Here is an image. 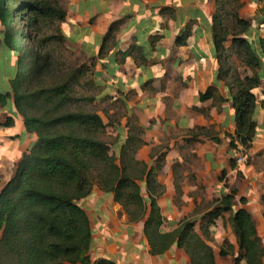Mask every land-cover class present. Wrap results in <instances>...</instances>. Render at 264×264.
Here are the masks:
<instances>
[{
	"label": "crops",
	"instance_id": "0c3cea01",
	"mask_svg": "<svg viewBox=\"0 0 264 264\" xmlns=\"http://www.w3.org/2000/svg\"><path fill=\"white\" fill-rule=\"evenodd\" d=\"M241 1L239 17L251 21V39L256 41L264 37L260 13L264 2ZM63 8L65 46L80 53L83 62L93 63V104L110 130V153L118 156L131 135L144 142L134 159L143 163L146 171L153 169L155 182L163 190L156 199L163 219L161 233L172 232L183 219L201 222L210 210L198 207L211 201L216 206L234 190L232 211L222 213L200 237L211 247L216 264H236L239 249L231 217L244 208L264 246V110H257L250 148L244 153L231 148L229 136L235 131V115L224 81L215 74L211 32L214 0H64ZM112 24V38L105 42ZM185 32V42L177 44V38ZM2 34L0 26L3 44ZM103 44L104 51L99 55ZM133 46L139 47L141 54L134 51L122 60L120 53ZM261 59L264 64V57ZM4 68L8 72L3 79L7 78L8 85L0 94L10 91L9 81L19 70L18 56L12 53ZM210 87L215 88L213 95L202 100ZM263 89L264 84L257 90L259 100H264ZM9 117L13 121L5 125ZM136 128L141 131L139 135ZM34 141L35 135L26 132L19 115L8 111V102L0 106V157L8 152L9 143L17 142L24 149L11 161L0 158V191ZM239 156L243 162L237 164ZM145 179L143 175L139 184L142 197L148 201ZM80 204L90 221L92 260L191 264L175 245L160 256L151 255L143 228L146 216L131 221L111 194L94 187ZM224 241L232 246L233 256L220 255Z\"/></svg>",
	"mask_w": 264,
	"mask_h": 264
},
{
	"label": "trees",
	"instance_id": "16d2710c",
	"mask_svg": "<svg viewBox=\"0 0 264 264\" xmlns=\"http://www.w3.org/2000/svg\"><path fill=\"white\" fill-rule=\"evenodd\" d=\"M63 4L64 0H0L2 42L18 56L19 69L9 81L10 91L0 94V106L12 99L26 132L35 135L14 176L0 191V264H115L105 258L92 260L89 255L90 221L80 202L94 187L111 194L131 221L146 216L143 228L151 255L160 256L175 245L191 264H216L211 247L195 233L193 220L183 219L172 232L161 233L163 219L156 199L163 190L155 182L153 169L146 171L134 159L144 142L131 135L118 156L110 153L112 143L103 138L106 125L90 107L94 96L78 94V89L94 90L93 63L69 66L61 57L65 49ZM214 4L215 74L224 81L235 115L229 146L244 153L255 136L257 110H264V100L257 93L264 84V37L251 39V21L238 14L241 0H214ZM260 13L264 24V8ZM113 30L114 24L105 42ZM187 36L185 32L178 37L177 44ZM104 48L103 44L99 55ZM134 51L141 54L133 46L120 53L122 60ZM214 90L208 88L201 99L210 98ZM8 120L5 125L13 121ZM135 130L139 135L141 131ZM143 175L148 201L141 195ZM235 194L232 190L203 216L206 228L222 213L232 211ZM231 227L239 249L235 263L263 264L264 246L249 212L237 209ZM232 250L225 241L220 255L226 257Z\"/></svg>",
	"mask_w": 264,
	"mask_h": 264
},
{
	"label": "rangeland",
	"instance_id": "374dc122",
	"mask_svg": "<svg viewBox=\"0 0 264 264\" xmlns=\"http://www.w3.org/2000/svg\"><path fill=\"white\" fill-rule=\"evenodd\" d=\"M10 55H12V52L9 51L2 43H0V90L1 91H4L5 88H6L5 86L8 85L7 78L4 80L3 76L6 74V72H8V70H6L4 68V62L6 60L10 59ZM61 57H62V60H64L65 64H67L69 66H75L76 62H77L76 64H80V63L83 62V57H82V55L80 53H75V52L67 49L66 46H65V49L61 51ZM240 72H242L241 69H240ZM94 93H95L94 90L91 93H87V92H84L83 90L78 89V94L79 95H89V94L93 95ZM7 102H8V111L10 110L11 112H14V113L17 114V112H16V110L14 108L12 99H9ZM90 107H93L96 110L98 108V106L95 105V104H92ZM109 131L110 130H108L107 126H106L105 135L103 136V138L108 143H112V136L110 134H108ZM6 150L8 152H6V151L4 152L5 156L4 157H0L1 160L2 159L4 160V162L5 161H11L13 155L18 154L19 152L23 151L24 149L23 148L20 149L18 143L15 142L13 144L9 143L7 145V147H6ZM0 170H1V168H0ZM208 203H209L208 205L207 204H203L201 207H198V209L201 208V209L205 210L204 208L208 207L207 209L212 210L215 207V204H214L213 201L208 202ZM193 221H194V231H195V233H197L199 236H202L201 234L203 233V231L205 232L206 229H207L206 226H205V220H203V218H202L201 222H198V221H195V220H193ZM223 243H222V245H223ZM222 245L220 246V248L222 247ZM237 246H238V244H237ZM238 253H239V251H238ZM238 253H237V256H238ZM233 255L234 254H233V250H232V253H230L228 256H233ZM243 264H244V262H243Z\"/></svg>",
	"mask_w": 264,
	"mask_h": 264
},
{
	"label": "built area",
	"instance_id": "2783aa9c",
	"mask_svg": "<svg viewBox=\"0 0 264 264\" xmlns=\"http://www.w3.org/2000/svg\"><path fill=\"white\" fill-rule=\"evenodd\" d=\"M243 162V158L241 156H239L237 159H236V163L237 164H240Z\"/></svg>",
	"mask_w": 264,
	"mask_h": 264
}]
</instances>
